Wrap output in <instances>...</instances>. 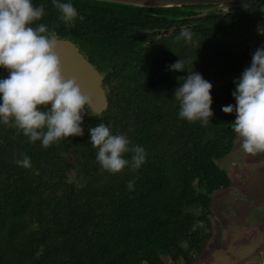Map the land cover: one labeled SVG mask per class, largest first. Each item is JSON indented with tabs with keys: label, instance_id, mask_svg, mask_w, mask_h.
Returning a JSON list of instances; mask_svg holds the SVG:
<instances>
[{
	"label": "trees",
	"instance_id": "1",
	"mask_svg": "<svg viewBox=\"0 0 264 264\" xmlns=\"http://www.w3.org/2000/svg\"><path fill=\"white\" fill-rule=\"evenodd\" d=\"M258 2L253 11L232 8L183 20L193 13L183 5L71 0L83 20L68 26L51 0H33L44 5L33 26L43 23L79 46L104 75L108 105L99 118L85 116L82 136L47 148L0 124V264H191L209 235L186 229L191 203L210 212L211 194L231 182L216 160L238 138L231 130L236 114L221 107L235 104L232 79L250 66L247 49L264 32ZM183 23L194 45L176 39ZM178 59L213 85L207 125L178 118L172 94L187 70L168 68ZM0 76L7 71L0 68ZM101 122L144 148L138 169L100 168L88 127ZM21 154L30 157V168L15 163ZM123 155L131 161L133 153ZM195 219L209 226L207 218Z\"/></svg>",
	"mask_w": 264,
	"mask_h": 264
},
{
	"label": "clouds",
	"instance_id": "2",
	"mask_svg": "<svg viewBox=\"0 0 264 264\" xmlns=\"http://www.w3.org/2000/svg\"><path fill=\"white\" fill-rule=\"evenodd\" d=\"M51 4L66 25L83 20L71 0H51ZM257 5L264 12V0ZM43 15L44 5H34L33 0H0V68L7 71V76H0V124L15 126L30 142L39 140L47 148L60 139L82 136L85 116L98 117L99 109L77 77L64 73L55 30L43 23L33 26ZM193 37L189 27H181L176 39L194 45ZM168 68L187 70L172 94L179 104L178 118L207 125L213 115V85L194 67L186 68L180 59ZM233 83L235 104L222 106L221 110L235 112L231 130L240 138L243 151L264 153V45L252 52L250 66ZM110 128L104 122L88 127L89 142L96 149L95 160L100 168L116 173L130 164L133 170L138 169L145 160L144 148L130 146L126 135L114 134ZM129 152L133 153L131 161L123 155ZM21 155L23 158L15 163L30 168V157ZM132 186L129 181L127 187Z\"/></svg>",
	"mask_w": 264,
	"mask_h": 264
},
{
	"label": "rangeland",
	"instance_id": "3",
	"mask_svg": "<svg viewBox=\"0 0 264 264\" xmlns=\"http://www.w3.org/2000/svg\"><path fill=\"white\" fill-rule=\"evenodd\" d=\"M260 34L259 31L247 49L249 54L257 48ZM216 163L231 182L211 194L210 212H203L196 202L191 203L192 213L184 223L186 229L198 227L209 233L191 264H264V157L245 153L238 137L231 150ZM197 216L207 218L209 226L196 220ZM178 264L184 262L180 260Z\"/></svg>",
	"mask_w": 264,
	"mask_h": 264
},
{
	"label": "water",
	"instance_id": "4",
	"mask_svg": "<svg viewBox=\"0 0 264 264\" xmlns=\"http://www.w3.org/2000/svg\"><path fill=\"white\" fill-rule=\"evenodd\" d=\"M127 4L139 7H171L182 5L212 4L214 9L227 10L236 6H246L256 0H99ZM57 52L60 56L64 73L76 76L81 88L89 93L94 105L101 114L108 105L107 91L103 85V74L100 73L79 51L73 41L57 38ZM264 45V41L263 44Z\"/></svg>",
	"mask_w": 264,
	"mask_h": 264
},
{
	"label": "flooded vegetation",
	"instance_id": "5",
	"mask_svg": "<svg viewBox=\"0 0 264 264\" xmlns=\"http://www.w3.org/2000/svg\"><path fill=\"white\" fill-rule=\"evenodd\" d=\"M257 2L254 1L252 3H250L249 5H246V6H236V7H232V8H235V11L239 12V11H242V10H245V9H250L251 11H253V8H254V3ZM232 8H229L227 10H218V9H214L213 8V5L212 4H197V5H183V11L184 12H193L192 14H183L182 16H180V18H182L183 20L184 19H190V18H195V17H199V16H202V15H206L208 14L209 12L211 11H218V12H226V11H232L233 9ZM180 27H189V24H186V23H183V24H180L179 28ZM165 30V29H164ZM166 31H168V33L171 32L170 28H168V30L166 29ZM260 39H259V43L260 45L263 44V41H264V38H261L262 34L264 33L261 29H260ZM160 36V32L159 34H157ZM57 38H60V37H57ZM67 39V38H66ZM70 40V39H69ZM72 41V40H71ZM75 43V42H74ZM77 45V44H76ZM79 48V46H78ZM79 51L82 53V55L96 68V66L88 59V57L84 54V52L79 48ZM246 65V64H244ZM246 68V66H244V68H242L237 74L236 76H234V78H238L241 74V72ZM97 69V68H96ZM98 70V69H97ZM99 71V70H98ZM100 72V71H99ZM102 73V72H100ZM103 74V73H102ZM104 77V75H103ZM233 78V79H234ZM232 79V80H233ZM103 83V81H102Z\"/></svg>",
	"mask_w": 264,
	"mask_h": 264
}]
</instances>
